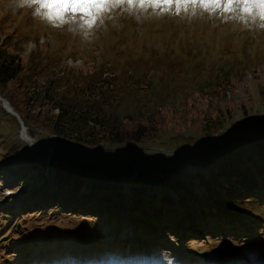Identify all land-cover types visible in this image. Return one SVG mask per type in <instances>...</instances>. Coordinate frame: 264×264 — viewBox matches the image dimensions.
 I'll return each mask as SVG.
<instances>
[{
  "label": "rangeland",
  "instance_id": "rangeland-1",
  "mask_svg": "<svg viewBox=\"0 0 264 264\" xmlns=\"http://www.w3.org/2000/svg\"><path fill=\"white\" fill-rule=\"evenodd\" d=\"M129 8L127 3L110 6L91 26L78 16L54 27L37 20L29 8L10 6L7 0L0 3V45L18 55L22 75L35 76L39 86L50 81L69 97L75 94L74 87L105 78L123 94L120 113L133 116V121L157 114L160 142L99 147L67 143L63 145L67 166L112 182L133 178L152 182L179 160L175 147L189 141L182 134L188 137L198 131L208 117L228 116L225 128L232 132L242 128L247 133V123L264 124V20L255 13L207 12L192 2ZM14 88L16 84H9L6 92L10 90L22 106L23 88ZM31 108L32 114L40 110L39 105ZM4 111H0V264H106L107 258L112 259L110 264H264V211L260 209L242 215L252 214L249 225L263 223L262 228H240L232 234L203 230L183 239L186 232L173 223L154 236L153 245L144 234L138 244L133 237L126 240L123 232L136 229L126 223L116 228L97 224V219L54 209L52 204L44 212L29 211L26 197L32 185L28 164L20 156L22 150L34 149L26 141L28 146L22 145L18 152L10 150V143L21 134L12 114ZM30 122L35 136L25 125L27 134L41 147L53 134H47L34 116ZM44 135L47 140H42ZM219 135L210 140L223 144L226 139ZM200 155L204 153L198 151L197 158ZM195 157L188 159L193 162ZM241 195L246 198L250 193ZM154 202L159 204L157 199ZM23 226L25 230L19 232Z\"/></svg>",
  "mask_w": 264,
  "mask_h": 264
},
{
  "label": "trees",
  "instance_id": "trees-1",
  "mask_svg": "<svg viewBox=\"0 0 264 264\" xmlns=\"http://www.w3.org/2000/svg\"><path fill=\"white\" fill-rule=\"evenodd\" d=\"M22 73L23 64L18 55L0 45V94L20 114L32 136L35 133L30 117L34 116L35 122L44 125L47 134L61 136L81 146L160 142L157 114L148 113L143 120L133 121V116L120 113L119 101L123 94L113 81L105 78L91 80L86 87H74L75 94L69 97L66 91L63 94L56 90L50 81L39 86L35 76ZM130 81L128 79L126 85H130ZM143 81L148 82V79ZM9 84L23 88L25 98L22 106L12 98L10 90L6 92ZM142 90L146 91L145 87ZM38 105L40 110L32 114L31 107ZM0 111L6 113L1 103ZM227 115L231 116L230 110ZM12 117L19 134L20 126L14 115ZM227 120L228 116L224 114L208 117L199 130L188 137L180 133L189 141L175 147L179 160L164 168L152 182L136 178L112 182L83 169L67 166L63 149L67 143L63 142L55 146L49 158L47 150H22L20 157L28 164L27 176L32 185L26 197L30 200L26 203L29 211L32 208L44 212L48 204H52L54 209L59 207L90 217L93 221L97 219V224L116 228L120 223H126L136 228L132 232L135 243L142 241L143 234L148 240L155 239L154 236L162 233V228L173 223L181 226L186 232L184 236L199 234L203 230L232 234L239 224L242 231L262 228L263 223L249 225L252 214L248 217L242 214L245 210L255 214L257 209L264 211V201L260 203L256 199L264 200V124L260 121L247 123V134L242 128L239 132L227 130ZM217 134L225 135L223 144L210 140ZM41 138L47 140L45 135ZM200 139L204 141L200 143ZM15 140L9 145L12 152L21 150L22 145L28 146L22 138ZM195 144V147H189ZM186 147L193 149L181 152ZM198 151L204 155L197 158ZM193 155L196 161L192 162L188 158ZM257 179L262 183L259 184ZM246 193H250L246 198L239 196ZM156 199L159 204H155ZM246 203L251 206L243 207L242 204ZM257 204H260L259 208H256ZM233 220L240 223L233 224ZM121 227L123 229L124 225ZM24 230L25 226L18 231Z\"/></svg>",
  "mask_w": 264,
  "mask_h": 264
},
{
  "label": "snow or ice",
  "instance_id": "snow-or-ice-1",
  "mask_svg": "<svg viewBox=\"0 0 264 264\" xmlns=\"http://www.w3.org/2000/svg\"><path fill=\"white\" fill-rule=\"evenodd\" d=\"M28 2L39 3L44 9L43 14L58 25L68 23L69 17L75 20L79 16L85 25L91 26L95 24L99 13L110 6H119L121 3H127L131 10L137 6L143 7L145 4L161 7L171 6L173 3L179 6L192 2L207 12L240 11L246 15L255 13L261 20H264V0H28ZM244 22L247 23L246 20ZM261 26L264 27V25Z\"/></svg>",
  "mask_w": 264,
  "mask_h": 264
},
{
  "label": "water",
  "instance_id": "water-1",
  "mask_svg": "<svg viewBox=\"0 0 264 264\" xmlns=\"http://www.w3.org/2000/svg\"><path fill=\"white\" fill-rule=\"evenodd\" d=\"M0 101H1V103H2V106L4 107V109L7 111V112H9V113H11L12 115H14L15 117H16V119L18 120V122H19V125H20V134H21V138L23 139V140H25V141H27L28 143H29V145L33 148V149H36V150H38V149H42V150H47L48 151V157H50L51 156V154L53 153V151H54V144L57 142V144L58 143H61V142H63V143H73V142H71V141H69V140H67V139H64V138H62L61 136H58V135H53L52 137H50L49 139H48V141H46L41 147L39 146V144H37V143H34L32 140H31V138H30V136H28V134H27V132H26V126H25V124H24V122H23V120H22V118H21V116H20V114L13 108V106L10 104V102L4 97V96H2L1 94H0ZM7 104L9 105V109H7L6 107H7ZM215 136L216 135H214V136H212L211 138L213 139V138H215ZM219 136H222V137H225V135H223V134H220ZM220 142H224V140H220ZM181 152H182V150H181Z\"/></svg>",
  "mask_w": 264,
  "mask_h": 264
},
{
  "label": "clouds",
  "instance_id": "clouds-1",
  "mask_svg": "<svg viewBox=\"0 0 264 264\" xmlns=\"http://www.w3.org/2000/svg\"><path fill=\"white\" fill-rule=\"evenodd\" d=\"M5 2V0H0V3ZM7 3L10 6L17 7V8H29L32 11L34 17L42 23L50 24L51 26H56L57 23L50 21L44 14V9L41 8L39 3H29L28 0H7Z\"/></svg>",
  "mask_w": 264,
  "mask_h": 264
},
{
  "label": "bare ground",
  "instance_id": "bare-ground-1",
  "mask_svg": "<svg viewBox=\"0 0 264 264\" xmlns=\"http://www.w3.org/2000/svg\"><path fill=\"white\" fill-rule=\"evenodd\" d=\"M10 105V104H9ZM9 105L7 104V109H9L10 107H9ZM27 132V131H26ZM57 144V142L54 144V147H55V145ZM41 145V144H40ZM41 261V260H40ZM36 264V263H35Z\"/></svg>",
  "mask_w": 264,
  "mask_h": 264
}]
</instances>
